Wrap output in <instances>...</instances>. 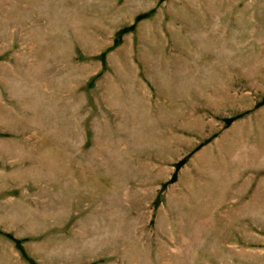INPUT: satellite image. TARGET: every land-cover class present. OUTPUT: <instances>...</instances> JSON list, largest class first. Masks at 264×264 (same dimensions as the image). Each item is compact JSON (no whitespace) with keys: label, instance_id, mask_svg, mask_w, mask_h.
I'll return each instance as SVG.
<instances>
[{"label":"rangeland","instance_id":"374dc122","mask_svg":"<svg viewBox=\"0 0 264 264\" xmlns=\"http://www.w3.org/2000/svg\"><path fill=\"white\" fill-rule=\"evenodd\" d=\"M0 264H264V0H0Z\"/></svg>","mask_w":264,"mask_h":264},{"label":"trees","instance_id":"16d2710c","mask_svg":"<svg viewBox=\"0 0 264 264\" xmlns=\"http://www.w3.org/2000/svg\"><path fill=\"white\" fill-rule=\"evenodd\" d=\"M6 236L9 237L10 239H12L15 242L16 245H20V243L22 241V239L14 238V237H12L11 235H8V234H6Z\"/></svg>","mask_w":264,"mask_h":264}]
</instances>
